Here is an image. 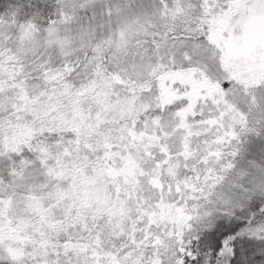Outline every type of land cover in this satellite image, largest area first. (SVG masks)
<instances>
[{"label": "snow or ice", "instance_id": "1", "mask_svg": "<svg viewBox=\"0 0 264 264\" xmlns=\"http://www.w3.org/2000/svg\"><path fill=\"white\" fill-rule=\"evenodd\" d=\"M253 138L264 0H0V264L264 261Z\"/></svg>", "mask_w": 264, "mask_h": 264}, {"label": "trees", "instance_id": "2", "mask_svg": "<svg viewBox=\"0 0 264 264\" xmlns=\"http://www.w3.org/2000/svg\"><path fill=\"white\" fill-rule=\"evenodd\" d=\"M256 142V143H255ZM259 145H263L264 146V139H258V138H253L247 145H246V150L247 148L250 149V148H254V147H257ZM257 145V146H256ZM258 156V157H257ZM252 157L250 156H247L246 154H244V159L242 160V165L244 164H248L249 163V160L251 159ZM254 159L256 160L255 161V164L257 165H261V166H264V156H259V155H256L254 157ZM257 160H262L263 163H258ZM246 223V218L244 215H241L238 219H236L235 221H227L226 222V225L231 227L233 225L237 226V231H239L240 228H242ZM254 258L256 259V264H264V261H262L260 258H259V253H255L254 254Z\"/></svg>", "mask_w": 264, "mask_h": 264}, {"label": "rangeland", "instance_id": "3", "mask_svg": "<svg viewBox=\"0 0 264 264\" xmlns=\"http://www.w3.org/2000/svg\"><path fill=\"white\" fill-rule=\"evenodd\" d=\"M256 143V142H255ZM257 146V145H256ZM245 154L247 155V156H250V157H252L250 160H249V163L248 164H244L243 166H248L250 163H255V159H254V157L256 156V155H259V156H264V146L263 145H259L258 144V146L257 147H254V148H250V149H248L247 148V150H246V152H245ZM258 157V156H257ZM257 162L258 163H263V161L262 160H257Z\"/></svg>", "mask_w": 264, "mask_h": 264}]
</instances>
